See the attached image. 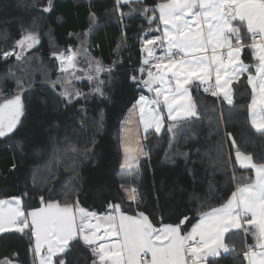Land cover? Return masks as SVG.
<instances>
[{
	"label": "trees",
	"instance_id": "trees-1",
	"mask_svg": "<svg viewBox=\"0 0 264 264\" xmlns=\"http://www.w3.org/2000/svg\"><path fill=\"white\" fill-rule=\"evenodd\" d=\"M159 2L143 0L123 6L121 18L116 0H52L47 13L25 7L32 0H0V53L13 50L22 25H34L40 37L39 44L25 52L20 67L14 56L7 61L0 58L3 96L10 97L16 90L15 78L7 75L10 66L24 80L22 126L0 139V199L20 197L25 214L41 207L42 195L78 200L81 207L99 214L106 213L109 203L121 204L126 213L148 215L155 227L189 217L188 228L202 211L220 206L236 187L254 180L251 170L239 169L232 161L238 147L254 162H264V131H254L249 124L251 93L246 76L233 83L230 105L217 103L203 94L202 87L192 86L199 116L175 133L168 131L167 121L160 135L147 133L143 144L149 154L140 159L136 170L120 171L121 123L140 95H149L143 85L130 79L142 75L138 37L157 35L149 32L140 12ZM37 4L42 8L47 0H37ZM157 25L156 19L151 28ZM86 32L87 55L81 52L77 67L61 73L53 52L78 50ZM89 59L112 69L110 74H101L105 97L87 95L68 103L60 96L61 86L53 87L52 82L70 80L71 89L88 94L93 87L86 76ZM242 59L254 62L249 49L243 51ZM73 148L87 151L78 154ZM132 187L138 190L136 203L124 195L123 189ZM227 235L235 250L210 264H246L242 232ZM5 257L14 264H35L30 229L0 233V260ZM60 258L66 264L92 261L89 250L79 243Z\"/></svg>",
	"mask_w": 264,
	"mask_h": 264
},
{
	"label": "snow or ice",
	"instance_id": "snow-or-ice-1",
	"mask_svg": "<svg viewBox=\"0 0 264 264\" xmlns=\"http://www.w3.org/2000/svg\"><path fill=\"white\" fill-rule=\"evenodd\" d=\"M134 3L141 4L143 0H116L121 18L125 15L122 7ZM25 7L47 13L51 10L52 0H47L42 8L38 7L37 0ZM156 13L159 23L152 29ZM140 14L147 20L149 32L160 33L138 37L142 53L138 71L142 75L130 77L134 83L154 93L151 97L140 95L134 105L139 110L145 133L154 129L159 134L165 119L170 122L168 131L175 133L186 122L198 117L197 105L191 95L194 85L202 87L213 97L222 96L224 101L232 104V85L245 73L252 92L249 118L253 128L264 131V0H162L154 7L144 6ZM33 27L24 28L22 25L13 50L3 51L0 58L7 61L14 56L18 62L16 67H20L25 52L40 42ZM88 35V32L83 34L84 39L76 51L53 52L61 73L77 67L81 52L87 55ZM17 48L19 51L15 50ZM245 49L251 51L254 61L251 64L242 59ZM158 50L160 54H157ZM111 71L99 61L89 59L86 76L93 87L88 94L71 89L68 86L70 80L58 78L52 85L61 86L60 96L68 103L87 95L104 98L106 82L101 74H110ZM7 75L15 78L16 90L10 97L3 96L0 91L3 97L0 100V138L15 134L18 126H22L24 114L21 98L24 80L16 77L12 66ZM233 146H236L235 141ZM86 151L80 153L79 149H72L78 154H86ZM124 152L126 159L121 164L122 169L131 167L133 162L138 163L140 156L149 154L139 140L135 148L125 145ZM184 155H190V152ZM55 162L59 164L61 161L57 159ZM235 162L241 169H251L255 179L240 184L220 206L202 211L187 232L183 229L187 228L189 217H183L177 224L155 227L148 215L143 212L128 215L121 204L109 203L108 211L99 214L81 207L78 200L60 201L42 195L41 207L26 214L20 197L0 199V233L13 228L21 233L30 229L39 264H66V260L60 257L77 243L89 250L91 264H210L209 258L235 250L234 245L227 242L226 234L242 230L245 236L250 234L254 240V244L246 246L244 260L247 264H264V162H254L251 155L244 154L238 147ZM125 191L130 201L137 200L136 187ZM43 249L46 251L42 252ZM0 264L14 262L5 257Z\"/></svg>",
	"mask_w": 264,
	"mask_h": 264
},
{
	"label": "crops",
	"instance_id": "crops-1",
	"mask_svg": "<svg viewBox=\"0 0 264 264\" xmlns=\"http://www.w3.org/2000/svg\"><path fill=\"white\" fill-rule=\"evenodd\" d=\"M156 17H157V20H158V16H157V14H156ZM158 23H159V21H158ZM156 34L158 35V34H160V33H159V32H156ZM157 54H160V50L157 51ZM69 70H71V69H69ZM153 70H154V69H153ZM253 74H255V69H254V68H253ZM143 75L146 76V73H144ZM243 76H246V77H247V73H245ZM241 77H242V76H241ZM241 77H240V78H241ZM212 82L214 83V78H213V81H212ZM235 82H236V81H235ZM235 82H234V83H235ZM248 86H249V85H248ZM249 88H250V93H251V96H252L251 87L249 86ZM145 90L147 91V89H145ZM147 92H148V91H147ZM153 95H154V93H150V92H149V95H146V96L151 97V96H153ZM251 96H250V102H251ZM138 99H139V98H138ZM220 103H224V104H226V105H230V104H228L226 101L223 100V97H222V96L220 97ZM135 104H136V102H135ZM135 104H134V105H135ZM249 104H250V103H249ZM134 105H132V106L130 107V109L126 112V115L124 116V119H123V121H122V123H121V126H120V145H121V150H122V160H121V163H120V171H121V172H132V171L136 170V169L138 168V165H139V161H140V159L143 157V156H140V157H139V161H138V163H137V162H133L131 167H125V168L122 169V168H121V164H122V163H125V159H126V154H125V152H124V146L127 145V146H129V147H131V148H135V147H136V144H137V140H139V141H141V142L143 143V137H144L147 133H149V132H151V131H154V132H155L154 129H149L148 132L145 133L143 126L140 124L139 110H138V108H134ZM166 115H167V113L165 112V113H164V116L166 117ZM248 119H249V124H250L251 128H252L254 131H257L255 128L252 127L251 119L249 118V112H248ZM166 121H167V119H165L164 126H165ZM167 122H169V121H167ZM169 123H170V122H169ZM164 126L162 127L161 132H160L159 134H157L156 132H155V133H156L157 135H160V134L162 133L163 129H164ZM257 132H258V131H257ZM122 141H123V143H122ZM232 161H233L234 165H235L237 168L241 169V168L239 167V165L236 164V162H235V152H233V154H232ZM243 170H251V169H243ZM251 171H252V170H251ZM252 172H253V171H252ZM253 175H254V179H255V174H254V172H253ZM125 189H126V188H124L123 190H124V195L126 196V199H127L129 202L136 203V202L138 201V198H137L136 201H130V200L128 199V195H127ZM127 189H130V188H127ZM236 189H237V187L235 188L234 191H236ZM10 199H11V198H5L4 200H10ZM21 207H22V202H21ZM22 209H23V208H22ZM107 211H108V210H107ZM107 211H106V212H107ZM104 214H105V213H104ZM127 214H128V215H135V214H130V213H127ZM197 220H198V219H197ZM197 220H196L195 222H193V224H195V223L197 222ZM193 224H192V225H193ZM192 225H190L188 228H184L183 230H184L185 232L189 231V230L191 229ZM159 227H160V226H159ZM14 230H15V229L13 228V229H10L9 231H14ZM9 231H7V232H9ZM233 232H238V231L233 230ZM226 235H227V234H226ZM246 239H247L248 244H254V240H253V238H252V236H251L250 234L246 236ZM34 249H35V240H34V238L32 237V253H33V257H34V263H35V264H39V260H38V259L36 258V256H35ZM43 251H46V249H43L42 252H43ZM244 251H245V243H244ZM230 254H231V251H230L229 253H222L220 257H222V256H228V255H230ZM220 257H217V258H209V259H210V261H212V260L218 259V258H220ZM148 258L150 259V257H148ZM246 264H247V262H246Z\"/></svg>",
	"mask_w": 264,
	"mask_h": 264
},
{
	"label": "built area",
	"instance_id": "built-area-1",
	"mask_svg": "<svg viewBox=\"0 0 264 264\" xmlns=\"http://www.w3.org/2000/svg\"><path fill=\"white\" fill-rule=\"evenodd\" d=\"M202 92H203V94H204L205 96H207V97H211V98L215 99L217 103H220V97H219V98H217V97H213L210 93H205V92L203 91V88H202ZM240 231L242 232V235H243V238H244L245 250H247L246 246L249 245V244H248V242H247V239H246L245 233H244L242 230H240Z\"/></svg>",
	"mask_w": 264,
	"mask_h": 264
},
{
	"label": "water",
	"instance_id": "water-1",
	"mask_svg": "<svg viewBox=\"0 0 264 264\" xmlns=\"http://www.w3.org/2000/svg\"><path fill=\"white\" fill-rule=\"evenodd\" d=\"M21 98H22V102H23V97H22V95H21ZM22 117H23V116H22ZM22 117H21V120H22ZM10 135H11V134H10ZM10 135H9V136H10ZM4 138H6V137H4ZM0 139H3V138H0Z\"/></svg>",
	"mask_w": 264,
	"mask_h": 264
},
{
	"label": "rangeland",
	"instance_id": "rangeland-1",
	"mask_svg": "<svg viewBox=\"0 0 264 264\" xmlns=\"http://www.w3.org/2000/svg\"><path fill=\"white\" fill-rule=\"evenodd\" d=\"M157 14V16H158V13H156ZM17 51H19V49L17 48ZM58 62V61H57ZM58 65H59V62H58ZM71 69V68H70Z\"/></svg>",
	"mask_w": 264,
	"mask_h": 264
}]
</instances>
